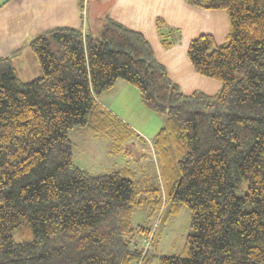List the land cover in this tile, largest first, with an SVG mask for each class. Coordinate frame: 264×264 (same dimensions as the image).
<instances>
[{
	"label": "trees",
	"instance_id": "16d2710c",
	"mask_svg": "<svg viewBox=\"0 0 264 264\" xmlns=\"http://www.w3.org/2000/svg\"><path fill=\"white\" fill-rule=\"evenodd\" d=\"M184 1L228 16L224 43L201 34L186 51L196 74L220 82L213 95L183 93L146 38L109 18L98 35L80 26L33 37L40 74L29 82L11 64L19 52L0 57V264H143L151 230L133 216L164 207L165 221L186 207L190 231L159 264H264V0ZM118 80L165 115L151 142L160 186L74 161L76 127L109 138L110 156L131 155L138 134L99 102Z\"/></svg>",
	"mask_w": 264,
	"mask_h": 264
},
{
	"label": "rangeland",
	"instance_id": "374dc122",
	"mask_svg": "<svg viewBox=\"0 0 264 264\" xmlns=\"http://www.w3.org/2000/svg\"><path fill=\"white\" fill-rule=\"evenodd\" d=\"M37 1L39 2L37 6L42 8V0ZM92 4L95 5V9H92L94 23L88 16L87 30L98 35L106 18L110 19L114 14L119 16L122 12L118 9L117 12L114 11L117 7L116 0H92ZM182 4H184L183 0H161L158 5L152 7L156 8L151 21L152 26L145 27L143 31L147 40L149 39L156 60L168 68L171 77L179 82L181 90L186 94L197 90L208 95L215 94L214 92L221 86L220 82L196 74L187 58L186 51L189 42L201 34H211L217 45L224 43L229 33L227 13L224 10H204L191 6L185 10ZM4 10H8V6L2 9V14ZM79 11L81 17L80 8ZM156 19L163 21L159 32L156 28ZM178 20L183 21L182 25H177ZM79 23L81 25V18ZM160 33L169 44L168 48L162 45ZM1 35H6V32L4 31ZM25 38L18 39L17 44H9L8 39L0 38V48L10 50L15 47L18 51L22 48L21 55L15 56L11 64L16 68L18 77L23 82H29L34 79V57L27 46L32 38H27L26 41ZM36 65L38 66V63ZM205 83L211 85L206 87ZM214 86L217 88H213ZM99 101L106 110L133 130H137L143 137V143L139 142L140 139L135 140L131 145V155L120 154L113 157L108 154L109 138L97 136L86 128L76 127L68 132L76 165L92 174L111 172L126 167L133 174L131 178L135 181H143L151 187L160 186L158 163L151 142L162 127L165 115L154 113L146 108L141 103L138 90L121 80H118L112 89L104 92ZM240 182L238 195L243 194L246 187L244 179ZM161 210L150 218L147 210L140 208L133 216L134 227L141 225L151 230L152 237L148 238L151 247L147 251L143 264H159L161 255H180L185 237L190 231V212L186 207H183L179 214L169 221H165L168 208L164 207ZM144 237V235L138 236L142 246H145Z\"/></svg>",
	"mask_w": 264,
	"mask_h": 264
},
{
	"label": "crops",
	"instance_id": "0c3cea01",
	"mask_svg": "<svg viewBox=\"0 0 264 264\" xmlns=\"http://www.w3.org/2000/svg\"><path fill=\"white\" fill-rule=\"evenodd\" d=\"M159 2H161V0H116V5L119 8L116 7L114 11L118 9V11L122 13L119 16H116L114 14L113 17H111L110 19L132 30L141 33L147 40L146 34L144 33L143 29L145 27L150 28L152 26L151 21L154 18V14L156 12V8L154 9L152 7L158 5ZM38 3L39 2L37 0H1L0 1V33L2 34L5 31L6 35L0 34L1 35L0 38L8 39L7 42L10 41L9 44H17L16 42L18 41V39H22L26 37L25 38L26 41L27 38H33L41 33H44L54 28L80 27L79 0H42V4H43L42 8H40V6H37ZM183 3L184 4H182V8L185 10L188 9L190 5H188L184 0ZM7 6H8V10H4L2 14V9H4ZM94 7L95 5L92 4V0H91L89 16L91 17L90 21L92 23H94L93 22L94 19L92 18V9H95ZM133 22H135V24ZM182 23H183L182 20L177 21V25L179 26L182 25ZM90 29H91V24H90ZM16 51L18 50L17 48L15 49V47L10 50H6V49L2 50L0 48V57L10 56ZM18 52L19 53L16 54V57L21 55L22 48ZM13 58H15V56L12 57L11 62ZM36 63L38 62L34 57L33 78L38 77L40 74L39 66H37ZM164 67L166 69L168 77L178 85L179 82L176 81V79L174 80V78L171 77L168 68L166 66ZM14 69L16 70V68ZM209 85L211 84H206V87H208ZM215 87L217 88V86H214L213 88ZM183 93L185 92L183 91ZM134 131L138 134V138L140 139L139 142L143 143L142 142L143 137L141 136V134L135 129Z\"/></svg>",
	"mask_w": 264,
	"mask_h": 264
},
{
	"label": "built area",
	"instance_id": "2783aa9c",
	"mask_svg": "<svg viewBox=\"0 0 264 264\" xmlns=\"http://www.w3.org/2000/svg\"><path fill=\"white\" fill-rule=\"evenodd\" d=\"M91 0H81V28L86 31L89 25L88 16ZM149 242V241H148Z\"/></svg>",
	"mask_w": 264,
	"mask_h": 264
}]
</instances>
